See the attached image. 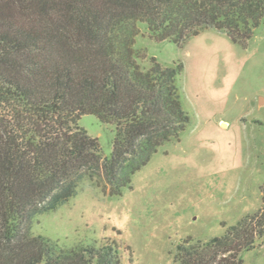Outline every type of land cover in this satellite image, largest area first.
<instances>
[{
  "label": "trees",
  "instance_id": "trees-1",
  "mask_svg": "<svg viewBox=\"0 0 264 264\" xmlns=\"http://www.w3.org/2000/svg\"><path fill=\"white\" fill-rule=\"evenodd\" d=\"M139 23L178 46L208 28L246 48L264 24V0H0V264H121L118 247H62L35 219L103 172L109 194L159 148L180 140L182 61L164 65L136 47ZM113 125L109 156L80 125ZM264 236V207L207 241L186 237L174 264H244Z\"/></svg>",
  "mask_w": 264,
  "mask_h": 264
},
{
  "label": "rangeland",
  "instance_id": "rangeland-1",
  "mask_svg": "<svg viewBox=\"0 0 264 264\" xmlns=\"http://www.w3.org/2000/svg\"><path fill=\"white\" fill-rule=\"evenodd\" d=\"M138 26L145 67L153 56L164 65L184 64L186 129L159 148L121 195L109 194L103 172L86 176L68 202L35 219L33 231L62 247L113 242L121 264H174L186 237L222 236L264 207V24L246 48L216 28L178 46L154 40L145 23ZM80 125L109 156L115 127L92 114ZM242 257L244 264H264V236Z\"/></svg>",
  "mask_w": 264,
  "mask_h": 264
},
{
  "label": "bare ground",
  "instance_id": "bare-ground-1",
  "mask_svg": "<svg viewBox=\"0 0 264 264\" xmlns=\"http://www.w3.org/2000/svg\"><path fill=\"white\" fill-rule=\"evenodd\" d=\"M222 125H223L224 127H227V126H228V124H227L226 122H223Z\"/></svg>",
  "mask_w": 264,
  "mask_h": 264
},
{
  "label": "crops",
  "instance_id": "crops-1",
  "mask_svg": "<svg viewBox=\"0 0 264 264\" xmlns=\"http://www.w3.org/2000/svg\"><path fill=\"white\" fill-rule=\"evenodd\" d=\"M223 122H226V123L228 124V122H227V121H225V120H222V121H221V125H222V123H223Z\"/></svg>",
  "mask_w": 264,
  "mask_h": 264
},
{
  "label": "water",
  "instance_id": "water-1",
  "mask_svg": "<svg viewBox=\"0 0 264 264\" xmlns=\"http://www.w3.org/2000/svg\"><path fill=\"white\" fill-rule=\"evenodd\" d=\"M261 98H264V97H261ZM260 101H261V99H260Z\"/></svg>",
  "mask_w": 264,
  "mask_h": 264
}]
</instances>
